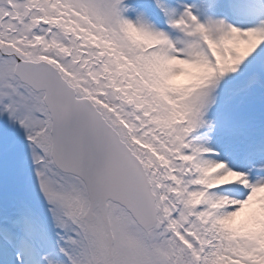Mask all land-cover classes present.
<instances>
[{
    "label": "snow or ice",
    "instance_id": "6c2138e0",
    "mask_svg": "<svg viewBox=\"0 0 264 264\" xmlns=\"http://www.w3.org/2000/svg\"><path fill=\"white\" fill-rule=\"evenodd\" d=\"M0 264H264V0H0Z\"/></svg>",
    "mask_w": 264,
    "mask_h": 264
}]
</instances>
